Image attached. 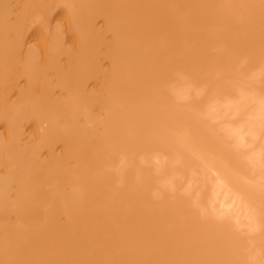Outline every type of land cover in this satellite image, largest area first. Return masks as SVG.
I'll return each instance as SVG.
<instances>
[{"label": "bare ground", "instance_id": "bare-ground-1", "mask_svg": "<svg viewBox=\"0 0 264 264\" xmlns=\"http://www.w3.org/2000/svg\"><path fill=\"white\" fill-rule=\"evenodd\" d=\"M188 74L206 89L196 101L184 99ZM261 94L264 0H0V264H242L253 233L264 256ZM203 102L204 116L213 103L237 127L192 116ZM246 139L260 149L239 154ZM192 167L199 188L212 173L226 191L212 177L214 195L208 181L194 203L171 175ZM204 198L214 205L199 216ZM216 199L217 211L253 214L242 216L259 231L241 232L249 248L233 235L237 216L205 214Z\"/></svg>", "mask_w": 264, "mask_h": 264}, {"label": "rangeland", "instance_id": "rangeland-1", "mask_svg": "<svg viewBox=\"0 0 264 264\" xmlns=\"http://www.w3.org/2000/svg\"><path fill=\"white\" fill-rule=\"evenodd\" d=\"M239 64H240V63L238 62V65H239ZM242 64H243V63H242ZM240 65H241V64H240ZM236 67H237V66H236ZM239 67H240V66H239ZM237 68H238V67H237ZM241 68H242V66H241ZM241 68H239V69H241ZM250 69H251V68H250ZM250 69H249V70H250ZM252 69H253V68H252ZM252 69H251V72H250V73H252ZM246 70H248V69H246ZM256 70H258V69H256ZM238 71H239V70H238ZM254 71H255V69H253V72H254ZM216 72H217V71H216ZM220 72H221V70H220ZM223 72H224V71H223ZM226 72H227V71H226ZM229 72H231V71L228 70V72L225 74L226 78H228V75H231V73H229ZM242 72H244V70H243ZM245 72H246V71H245ZM245 72H244V73H245ZM248 72H249V71H248ZM217 73H218V72H217ZM244 73H242V76H243V75H244L243 77H245V75L247 76L248 73H247V72H246L247 74H244ZM256 73H257V72H256ZM256 73H253V74L256 75ZM239 74H240V73H239ZM257 74H258V73H257ZM217 75H218V74H217ZM223 75H224V73H223ZM223 75L221 74V76H223ZM255 75H254V76H255ZM218 76L220 77V75H218ZM232 76H235L234 79H236V76H238V73H237L236 75L234 74V75H232ZM232 76H231V77H232ZM240 76H241V75H239V77H240ZM251 76H252V75H251ZM251 76H250V77H251ZM183 77H185V79H186V77H188L187 80H188L189 78L191 79V76H189V74H188L187 76H186V75H185V76L183 75ZM214 77H215V76H214ZM216 78H218V77H216ZM220 78H223V77H220ZM220 78H219V79H220ZM224 78H225V77H224ZM232 78H233V77H232ZM240 78H241V77H240ZM245 78H246V77H245ZM245 78H244V79H245ZM183 79H184V78H183ZM183 79H182V80H183ZM185 79H184V82H183V83H185L184 85H185V87L187 88L188 95L186 94L187 92H185V90H186L185 87H183V89H179V88H181V86H183V84L181 83L182 81H181L180 83L178 82L179 85H180V84H182V85H181L179 88L177 87V93L180 94L181 92H180L179 90H181V91L183 90L182 93H181V95H180V98L182 97V94H186L187 97L184 98V99H187V100H186L187 102H188V101H191V100L196 101V100H197L196 98L199 99V98L201 97V96H197V94H198V95H202V93H203L206 89H204V86H203V89H204V90H203V89H201L202 87L199 86V84L202 83L201 81H198L199 84L196 86V84H197V80H196V81L194 82V84H193V81L191 82V80L189 79L188 81H190V83L193 84V85L190 86V85L187 84L188 81H185ZM219 79H218V80H219ZM238 79H239V78L237 77V80H236V82H235L236 85H237V81H238ZM242 79H243V78H242ZM242 79H241V82H240L241 84H242ZM246 79H248V77H247ZM192 80H193V79H192ZM222 80H223V79H220V80H219V81H220V84H221V81H222ZM228 80H230V77H229ZM232 80H233V79L230 80L229 86L233 85L232 83L235 81V80H234V81L232 82ZM239 81H240V80H239ZM239 81H238V82H239ZM212 82H213V81H212ZM212 82H211V84H212ZM226 82H227V80H226V81L224 80V84H225V85L228 84V83L226 84ZM178 83L175 82V84H177V85H178ZM195 83H196V84H195ZM216 83H217V82H216ZM216 83H213L214 85H212V86H215ZM222 83H223V82H222ZM243 83H244V82H243ZM173 84H174V83H173ZM186 84H187V85H186ZM202 84H203V83H202ZM202 84H201V85H202ZM206 84H207V83H206ZM211 84H209L208 86L206 85V87L210 89V88L212 87V86H210ZM238 84H239V83H238ZM241 84L239 85V88H240V86L243 85V84H242V85H241ZM177 85H176V86H177ZM203 85H204V84H203ZM221 85H222V86H221ZM221 85H219V86L223 87V84H221ZM245 85H247V83H245ZM174 86H175V85H174ZM198 86H199V88H198ZM216 86H217V85H216ZM233 86H235V85H233ZM206 87H205V88H206ZM217 87H218V86H217ZM231 87H232V86H231ZM248 87H249V86H246V89H247ZM196 88H197V89H196ZM219 88H220V87H219ZM242 88L244 89L243 86H242ZM242 88H241V89H242ZM184 89H185V90H184ZM233 89L235 90V87H233ZM248 89H249V88H248ZM248 89H247V90H248ZM213 90H216V88H215V89L212 88V91H213ZM236 90L239 91L240 89L236 88ZM236 90H235V91H236ZM249 90H251V89H249ZM197 91H198V92H197ZM208 91H210V92H209L210 95L208 94L206 97H207V99H208V98H209V99H212V98H210V96H211V89L208 90ZM217 91H218V89H217ZM217 91L215 92L216 94H217ZM240 91H241V90H240ZM245 91H246V90H245ZM245 91H243V93L240 92V94L243 95V98H246V96L244 97V92H245ZM212 93H213V92H212ZM218 93H219V92H218ZM237 93H238V92H237ZM249 93L252 94V90L249 91ZM249 93H248L247 95H250ZM260 93H261V92H260ZM254 94H256V93H254ZM195 95H196V98H195ZM221 95H222V94H220V96H221ZM225 95L227 96V94H225ZM225 95H224V97H225ZM245 95H246V94H245ZM257 95H259V93H258ZM257 95H255V97H256ZM261 95H264V94H261ZM208 96H209V97H208ZM214 96H215V94H214L213 96H211V97H214ZM220 96H219V98H220ZM236 96H237V95H236ZM238 96H239V98H240V95H238ZM259 96H260V95H259ZM259 96L257 97L258 100H260V98H262L261 96H260V97H259ZM183 97H184V95H183ZM222 97H223V95L221 96V98H222ZM178 98H179V97H178ZM180 98H179V99H180ZM221 98H220V99H221ZM232 98H233V99H232ZM236 98H237V97H236ZM243 98H242V99H243ZM247 98H248V97H247ZM247 98H246V99H247ZM179 99H178V101H179L180 104H181V101L184 100V99L182 98L181 101H180ZM205 99H206V98H205ZM205 99H204V101H205L206 104H207V101H206ZM222 99H223V98H222ZM226 99H227V98H226ZM229 99H230V96H229ZM231 99H232V100H229L230 102L233 101L235 104L237 103L239 106H241L240 104H242V103H240V104L238 103L239 101L242 100L241 98H240L239 100L236 99V101L234 100V97H231ZM263 99H264V97H263ZM213 100H214V99H212V100H210V101L212 102ZM223 100L225 101V99H223ZM223 100H222V101H223ZM227 100H228V99H227ZM237 100H238V102H237ZM243 100H244V99H243ZM256 100H257V99H256ZM258 100H257V101H258ZM210 101H209V103H211ZM245 101H246V100H245ZM252 101H253V100H252ZM252 101H251V102H252ZM182 102H183V104H181V105H184V103L186 104L185 101H182ZM205 102H203V104L200 105V106H203V107H200V106H198L197 104L192 103V104H193V108H191V109L194 111V113H190V112H192V110L190 111V110H189V107H188V110H189L190 112H189V111H188V112H189L191 115H192V114H195L196 116H204V113H207V110H206V109H205L206 111L202 109V108H205V107H206ZM215 102H216V103H215ZM251 102H250V103H251ZM253 102H254L255 106H258V107L261 106V104H262V103H258V104L256 105L257 102L255 103V100H254ZM258 102H259V101H258ZM213 103H214V104H217V103H219V102H217V101L214 100ZM213 103L211 104L212 107H211L210 110H209V112H210L211 109H212V110H213L212 113H209V112H208V113L210 114V116H207V115L205 114L204 117L207 119L208 123L211 124V128H212V129H215V128H216V130H217V129H218L217 127L214 128V125H215V124L217 125V123H213V126H212V123H210V122H211L212 119H214V120H213V122H214L216 116H217V118H218V119H216L217 121L219 120V118H220L221 116H222L223 119H224V116L226 117V114L224 113L225 110L223 111L222 109H225V107L223 106L222 108H220V106L218 105V107H219V112L221 113L220 110H222V111H223V114H225V115L223 116V115H221L222 113L219 114L218 111L215 110V105L213 106ZM221 103H222V102H220L219 104H221ZM189 104H191V103L189 102ZM246 104H248V102H247V103L245 102V105L243 104L242 107H247ZM252 104H253V103H252ZM263 104H264V101H263ZM263 104H262V106H264ZM187 105H188V103L186 104V107H187ZM209 105H210V104H209ZM238 105H236V106L238 107ZM221 106H222V105H221ZM249 106H250V105H248V107H247L246 109L242 108V109H243L242 112H243L244 110H247V109H248V111H249ZM253 106H254V105H252V107H253ZM255 106H254V107H255ZM262 106H261V107H262ZM190 107H192V106L190 105ZM213 107H214V109H213ZM252 107H251V110H253ZM183 108H184V107H183ZM238 108H239V107H238ZM259 108H260V107H259ZM185 109H186V108H185ZM254 109H257V107L254 108ZM186 110H187V109H186ZM202 110L205 111V112H203ZM226 110H227V109H226ZM228 110H229V109H228ZM228 110H227V111H228ZM227 111H226V112H227ZM255 111H256V110H255ZM255 111L253 110L251 113L253 114V112H255ZM202 112H203V113H202ZM229 112H230V113L233 112L232 115H231L230 113H229V114H230L231 116H234V115H233V114H234V111H230V110H229ZM227 113H228V112H227ZM246 113H248V112H246ZM246 113L243 115L244 117H246V116H245V115H247ZM251 113H250V114H251ZM211 114H212V116H211ZM213 114H216V116H214ZM217 114H219L220 117H219V115H217ZM227 115H228V114H227ZM230 115H229V117H230ZM248 115H249V114H248ZM192 116H193V115H192ZM243 116H242V117H243ZM232 118H233V117H232ZM232 118H231V117H230V119L227 118V120H225V123H226V121H230V122H231V119H232ZM223 119H222V120L220 119L219 121H221V122L218 121V124H219V123L225 124V123L222 122ZM225 119H226V118H225ZM234 119H235V118H234ZM232 120H233V119H232ZM242 120H243V118H242ZM246 120H247V119H245V121H246ZM245 121H242V122L246 123ZM215 122H216V121H215ZM232 122L234 123L235 121H232ZM232 122H231V123H232ZM240 122H241V117H240ZM227 124H229V125H227ZM234 124H235V123H234ZM234 124H233V125L231 124V125H232V126H231L230 123L227 122L225 125H226V126H229V127H231V128H233V127H235ZM237 124H238V123H237ZM225 125H223V126L226 128ZM240 125H242V123H241ZM223 126H218L219 129H220V131H223V130L221 129ZM236 127H237V126H236ZM236 127H235V128H236ZM227 128H228V127H227ZM233 129H234V128H233ZM225 130H226V129H225ZM229 130H230V129H229ZM262 132H263V135H264V131H262ZM262 132H260L261 135H262ZM225 133H226V131H225ZM260 133H259V134H260ZM259 134H258L259 142H260V144L262 143V145L264 146V140H263L264 138H263V135H262V137H259V136H261V135H259ZM226 139H227L228 141H230V143H231L232 140H233V137H228V138H226ZM260 139H261V140H260ZM246 140H247V141L242 140V141H245V144H242V145H243V148H242V145H241L242 141H241V143H240V146L238 145L239 147L237 148V150H238L239 154L241 153V152H240L241 149H244L245 151H246V150H249L250 147H248L247 145H252V144H255V143H258V144H259V142H258L257 139H256V136H255V140H254V141H256L255 143L252 142V141H250L249 139H246ZM262 141H263V142H262ZM246 142H247L248 144H246ZM251 142H252V144H250ZM244 145H246V147H245ZM255 145H256V144H255ZM255 145H252V146L254 147ZM262 145H261L260 147H262ZM252 146H251V148H253ZM244 147H245V148L248 147V148L245 149ZM240 148H241V149H240ZM256 148H259V146L256 145V147L253 148V151H252V152H255V151L257 152V151L260 149V148H259V149L257 150ZM239 150H240V151H239ZM254 150H255V151H254ZM256 152H255V153H256ZM246 153H248V152H246ZM250 153H251V150H250ZM241 154H242V153H241ZM243 154H244V151H243ZM252 154H253V153H251V155H252ZM244 155H246V154H244ZM246 156H248V155H246ZM252 156H253V155H252ZM241 157H242V155H241ZM248 157H249V159H250V155H249ZM241 159H242V158H241ZM243 159H245V157H243ZM243 159H242V160H243ZM246 159H247V158H246ZM251 160H252V157H251ZM251 160H248V161H251ZM244 161H245V160H244ZM244 161H242V163H243ZM248 161H247V162H248ZM252 162H253V161H252ZM244 163L247 164L246 162H244ZM244 163H243V164H244ZM254 163H255V162H253V164H254ZM245 164H244V166H245ZM249 165L251 166V164H249ZM201 166H202V168H203V165H201ZM201 166H198L196 169H198V168L200 169ZM247 166H248V165H247ZM247 166H246V167H247ZM255 166H256V165H254V166L252 165V168H248V167H249V166H248V167H247V170H249V169H252V170H253V169L255 168ZM262 166L264 167V165H262ZM195 167H196V166H195ZM195 167H192V168H191L192 170H191V169H188L189 171L191 170V171H193L194 173L190 174V173H191V171H190L189 173L186 172L185 175L183 174L184 176H186V174H188V175L190 174V175H192V176L189 175V176L184 177V176H182V175H180V174H178V173H177V174H176V173H175V174H174V173H173V174L170 173V174L172 175V177H174V176L177 177L178 175H179L178 177L181 176V179H180L181 184H182V182H183L182 180H184V182H183L182 185H183V187L185 186V188H183L182 186H179L178 191L183 189L182 191L185 192L184 189H186V192H187V191L190 189L191 192L188 193V196H189V194H192L193 192H195V193H193L195 198H194L192 195L190 196V199H191V197L193 198V199H191L192 201H193V200H194V201L196 200L194 203H197V197H198V194L201 193V191L203 190L202 188H203L205 185H208V184H207L208 181H209L210 185L205 186V187H206V192H205L206 194H205V195H207V192H208V191H209V195H211L210 191L213 193V190H214V188L216 189L217 185L220 186V188H219V189H220L219 192L223 191L222 193H224V190L226 191L224 185L220 184V182H218L217 180L214 179V178H215L214 175H213L212 173H210L211 170L209 171V173L211 174L210 176L207 175V177H205V176L203 177V180H205V178L208 179V180H206L205 183L202 184L203 187L201 186V187L199 188V187L197 186V184L200 186V182H201V181H198V178H196L197 173H195V172H196L197 170H195V169L193 170V168H195ZM259 167H260V166H259ZM244 168H245V167H244ZM256 168H257V166H256ZM199 169H198V170H199ZM206 169H209V168H205V170H206ZM261 169H262V172H263V169H264V168H261ZM188 170H186V171H188ZM245 170H246V169H245ZM258 170H259V169H258ZM258 170H257V169H254L255 173H254V171H252V173H250V174H254V175H255V174H256V171H258ZM206 171L208 172V170H206ZM206 171H205V173H206ZM249 171H250V170H249ZM259 171H261V170H259ZM250 172H251V171H250ZM209 173H208V174H209ZM168 175H169V174H168ZM168 175H167V177H168ZM171 175H169V176H171ZM195 175H196V176H195ZM205 175H206V174H205ZM248 175H249V172H248ZM248 175H247V172H246V177H247V178H248ZM262 175H264V172H263L260 176H262ZM215 176H216V175H215ZM255 176H256V175H255ZM255 176H254V177H255ZM257 176H258V175H257ZM260 176H258L259 179H260ZM167 177H165V178H167ZM175 177H174V178H175ZM178 177H177L176 179H179ZM182 177H183L184 179H183ZM188 177H189V178H188ZM190 177H191V178H190ZM197 177H199V176H197ZM212 177H213L215 183H217V185H216V184H215V185L213 184V185H214V186L212 185L213 187H211ZM249 177L251 178V179L248 178L249 180H251V181H248V182H250V183H255L256 181H258L257 178H255L256 181H253V180H252V179L254 178L253 175H252V176L250 175ZM252 177H253V178H252ZM193 178H194V179H193ZM195 179H196L197 181H196ZM199 179L201 180V178H199ZM248 179H246V181H247ZM261 180H262L263 183H264L263 178H261ZM261 180H259V182H256V183L259 184V185H261L262 187H264L263 183H260V182H262ZM180 181H179V182H180ZM203 182H204V181H203ZM189 183H190V184H189ZM212 183H213V182H212ZM181 184H180V185H181ZM184 184H185V185H184ZM187 185H188V186H187ZM191 185H192V187H189V186H191ZM193 185H195L194 188H193ZM221 185H222V186H221ZM209 186L212 188V190H208V189H211V188H207V187H209ZM181 187H182V188H181ZM186 187L188 188V190H187ZM221 187H223V188H221ZM180 188H181V189H180ZM195 188H196V190H195ZM193 189H194L195 191H194ZM200 189H202V190H200ZM207 190H208V191H207ZM227 191H228V190H227ZM188 192H189V191H188ZM197 192H199V193H197ZM222 193H221V194H222ZM219 194H220V193H219ZM213 195H214V193H213ZM222 195H223V194H222ZM207 196H208V195H207ZM207 196H206V197H207ZM211 196H212V195H211ZM219 196H220V195H219ZM219 196H218V197H219ZM226 196H227V195H226ZM226 196H224V197H226ZM229 196L231 197V195H229ZM208 197H210V196H208ZM208 197H207V198H208ZM224 197H222L221 199L219 198V199L222 200ZM166 198H168V197H165V199H164V197H163L164 200H166ZM207 198H204V200H203L202 202L198 201V203L200 202L201 204H197L198 206H200L199 210L197 209V211H198L197 214L200 213V211H201V209H202L203 207L207 208L206 206L211 205V207L213 208L212 205H214L213 203L215 202V201H214L215 196H214V198L212 197V199H213V201H214V202H211L212 204H211L209 201H208L209 203H207V200H206ZM227 198H228V197H227ZM225 199H226V198H225ZM231 199H232V198H230V200H231ZM240 199H242V198L239 197V200H240ZM167 200H169V199H167ZM209 200H211V199H209ZM217 200H218V199H216V201H217ZM228 200H229V199H228ZM228 200L225 201V202H228V203H226L227 205H230V206H231V205H232V202L235 203V204H234L235 206L237 205V203H236L235 201H232V200H231V204H230V203H229L230 200H229V201H228ZM233 200H234V199H233ZM235 200H236V199H235ZM189 201H190V200H189ZM239 202H240V201H239ZM241 203H242V201H241L240 203H238V204H241ZM207 204H208V205H207ZM216 204H217V205H216ZM195 205H196V204H195ZM203 205H204V206H203ZM234 205H233V206H234ZM241 205H242V204H241ZM241 205H240V206L237 205V206H239V209H237V206H236V209L238 210V212H240L241 209H242V208H241ZM198 206H197V207H198ZM201 206H203V207L201 208ZM230 206H228V209H230ZM235 206H234V207H235ZM214 207H215L214 209H210V210L204 208V209L206 210L205 212H207V213H205L206 215H207V214H213V218H211V215H209V217H210L211 219H213L214 221L216 220V219H214V218L217 217V216H218V217L220 216L221 220H222L223 218H227L226 220L229 219V220H232V221H233L234 218H236V216H237V213H236L237 210H236L235 212L232 211V210H234V209H230V211H229V210H228V211H225V210H227V209H225L224 211H221L222 209H218V211L220 212V214H219V212L216 210L217 208H220V207L218 206V201L215 203V206H214ZM216 207H217V208H216ZM234 207H233V208H234ZM208 208H210V206H209ZM240 208H241V209H240ZM211 210H212V213H210ZM239 210H240V211H239ZM243 210H245V209L243 208V209H242V212H243ZM248 210H249V208H248ZM202 211H204V210L202 209ZM202 211H201V212H202ZM208 211H210V212H208ZM214 211H217V213H218L219 215H218V214L216 215V212H215V215H216V216L214 217ZM224 212H225V213L230 212V213H227L228 215H227V214L225 215ZM242 212H241V214H242ZM221 213H223L222 216L224 215V216H227V217H224V216L221 217ZM244 213H245V212H244ZM244 213H243V215H244ZM203 214H204V213H203ZM203 214L201 213V214H199V216H202ZM251 214H252L251 212H250V214L246 212V213H245V216L248 215L249 217H251V216H250ZM243 215H240V216H241V217H240L239 214H238L237 218L234 220V221H236V222L233 221V223H237V224L240 223L239 225H241L240 228H239V227L236 228V232L238 231V233H236L235 230H233V233H234V234H233V233H232V234H233L234 236H235V235L238 236V235H240V234H242V233L244 234V233H246L247 231H249L248 234L252 232V231L250 232L251 227H252V225H253L252 223H253V221H256V219H254V220L251 219V220H252V222L250 221L251 224H252V225H251V224L248 223L249 220H247V221H246V220H243V218H244V217L242 218ZM248 216H247V217H248ZM252 216H253V214H252ZM238 217H239V219H238ZM247 217H246V218H247ZM253 217H254V216H253ZM201 218H202V217H201ZM241 218H242V220L245 221V222H241V220H240ZM249 219H250V218H249ZM218 220H219V218H218ZM221 220H219L220 222H219V221H218V222L221 223V222L223 221V223H225V220H222V221H221ZM237 220H238L239 222H237ZM218 222H217V220H216V223H218ZM226 222H228V221H226ZM245 223H247L248 225L245 224ZM255 223H256V222H255ZM231 224H232V222H231ZM231 224H230V221H229V222L227 223V227L230 226L229 228H231ZM243 224L247 225L248 227L250 226V227H249L250 230H246V228H247V229H249V228H248L247 226L245 227ZM225 225H226V224H225ZM233 225H234V224H232V226H233ZM235 225H236V224H235ZM255 226H256V225H255ZM255 226H254L255 230H258V229H256L257 226H256V227H255ZM258 226H259V224H258ZM241 227H242V228H241ZM232 228H233V227H232ZM232 228L229 229V231L232 230ZM234 229H235V228H234ZM217 230H218V233H220L219 229H216V231H217ZM255 230H254V231H255ZM254 231H253V232H254ZM241 232H242V233H241ZM253 232H252V233H253ZM255 232H259V231H255ZM235 233H236V234H235ZM243 234H242V236L240 235L241 237L239 236V238H241V239H243V240L239 239L237 236H236V237L239 239L240 242H241V241H244V242H241V243H240V244L243 246V249H244L245 247H247L246 244L249 243L248 241L251 240V237H250V239H249L248 241L246 240V242H248V243H245V240H244V239H246V238L248 237V234H245V237H243V236H244ZM254 234L256 235V234H258V233H253V235H252V237H253L252 240L254 239V237H255V238L257 237V236H254ZM196 235H197V234H196ZM198 235H200V234H198ZM246 235H247V236H246ZM250 235H251V234H250ZM250 235H249V236H250ZM205 237H206V236H205ZM252 240L250 241V242H252V244H251V243H249V244H251L252 248L254 247L253 249H256V250L252 251V252H254V253H253V254H254V257H256V259H259V260H260V259L262 260V258H263L262 261L260 260L261 262H259V260H258V261H254V260H253V262H254L255 264H258V262H259V264H260V263H264V256H262V255L259 253L260 248L258 247L257 243L254 244L255 242L252 241ZM239 241H238V242H239ZM255 241H256V240H255ZM238 242H237V243H238ZM242 243H243V244H242ZM244 243H245V244H244ZM249 244H248V248H249V246H250ZM236 245H237V244H235V246H236ZM241 245H240V246L238 245L237 247L241 248V247H242ZM244 246H245V247H244ZM256 246H257V247H256ZM239 248H238V249H239ZM252 248L250 247V250L248 249V251L251 252V250H253ZM241 249H242V248H241ZM244 250H245V249H244ZM239 251H240V250H239ZM256 251H257V252H256ZM243 252H244V251L242 250V252H241V255H242V256H241V258H240V259H241L240 261H241L242 264H244L243 262L248 260L247 262H245V264H246V263L248 264V263L250 262V261H249V258L252 259L253 256L250 257V256L248 255L249 258L247 257V259H246L245 256H247V254H251L252 252H251V253L248 252L247 254H246V252H244V254H243ZM257 253H258L259 255H258ZM243 256H244V257H243ZM260 256H262V257H260ZM258 257H260V258H258ZM242 258H243V259H242ZM251 259H250V260H251ZM254 259H255V258H254ZM240 261H239V262H240ZM250 263H252V260H251Z\"/></svg>", "mask_w": 264, "mask_h": 264}]
</instances>
